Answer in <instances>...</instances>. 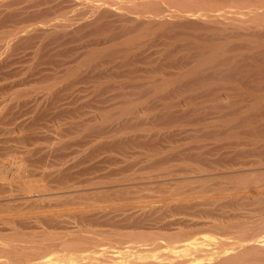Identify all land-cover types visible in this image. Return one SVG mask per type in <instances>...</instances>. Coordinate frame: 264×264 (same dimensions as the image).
Here are the masks:
<instances>
[{
	"label": "rangeland",
	"instance_id": "obj_1",
	"mask_svg": "<svg viewBox=\"0 0 264 264\" xmlns=\"http://www.w3.org/2000/svg\"><path fill=\"white\" fill-rule=\"evenodd\" d=\"M68 16H69L68 19H70V20H67V21L62 20L61 22H57L56 24L55 23L52 24L53 26L49 25L47 27L45 25L47 19L44 21H40L39 23H37V22L22 23L20 27H25L27 29V31L20 32L21 34L20 33L18 34L19 35L18 38L13 39V41L11 43L8 42V40H5L6 42L3 40V38L5 39V37H6V36H4L5 34H3V35L0 34L2 36V37L0 36V62H1L0 63V137H1L0 138V169L2 166L8 167L10 165H13L15 160L18 163H20V161H23V162L27 163V165L29 166L28 169L33 170V171L30 170L31 172L29 171L30 177H32L34 175L35 179L37 177L38 178L37 180L41 181L42 177L45 175L43 177L44 178L43 180H45L46 182L45 181L44 182L46 184H48V182H47L48 181V175H46L44 173L41 174L42 172H44L41 170L45 167V165H46L45 168H47L49 166L50 169L48 168V171L52 170L53 172H56L60 168L63 169L65 172L71 166L69 169H71L72 171H75V173L73 172V174L77 175V177L79 175L81 177V175H82V178L84 179V177L85 178L96 177L94 175H98V177H101V175L103 173L104 174L102 175V177L104 175H106V173H107V175L111 176V174L119 172L118 173V175H119L123 172H128V170L129 171H137V172H140L139 170H141V173H143V174H146V172L148 174H150L149 172H151L153 174L159 168H161L160 164L163 165V167L168 166V164H171L168 167H173L174 170H180V171L182 170V172L183 171L185 172L186 169H192L193 166L194 167L196 166V168H198L199 170H202V171L209 169L208 170L209 172H214V171H216V169H218L217 171L219 172L220 170L223 171L225 169H228L226 167L227 164L221 163L220 161L225 159V156L228 157V156L233 155V153L235 155H238V154L242 155V157H244V159H246L248 157L247 162H251V163L256 162L254 160L256 157H254L252 154L259 153V151L260 152L263 151L262 150L263 148L261 147V145H264L263 144L264 143V131H263L264 130V128H263L264 127V106H263L264 102L261 103L262 104L260 106L261 109H260V111H258V112H260V114L257 111L253 110L252 107L254 106L253 104H256V102H255L256 98H255V100L253 98L254 92L256 93V95L258 93L259 94L261 93V95H263V93H264V84H263V82H264L263 81L264 80V74H263L264 73V54H263L264 51L263 50H264V48L259 47V50H258V48H253V50H248V51H246L244 49H243V51H242V49H240V51H239V49H237V51H235V52H231V53L227 52L226 55H231L233 57H236L235 58V60L237 61L236 63L239 65V68L241 67L239 69L240 73L238 71L237 74L242 73L241 75L236 74L235 77H237L238 79L234 77L232 79L230 78V80H229V78H226V77H225L226 79L225 78L223 79V76H220V74H219V72H220L219 68L220 67H218L217 65L219 64L218 62H220L222 56H215V58H213L210 62H206V61H208V57H210V55L208 54L205 56H197L196 51H198V50L195 48L194 49L192 48L191 50H189L191 52L188 51V53H192L195 51L194 53H192V56H191V54L188 56L189 58L186 56L187 55L185 53V52H187L186 51V44H187L186 41L189 42L188 41L189 36L186 39L187 33L184 31L183 32L186 33L185 35H184V33L181 34L182 36H180V34H179V35L175 36L176 38L174 37V35L170 36L167 34H165V35H167V37H164V36H162V34H164L162 31L163 29H160L161 25L157 26L158 23L157 24L155 23L156 26L152 25L154 30H151L150 32H145L144 29L147 25L144 24V20L139 19V18L136 19L137 17L135 15L131 14V16H129L130 18L125 16L122 19L120 18L121 20L119 18L111 20L109 22V24L107 23V26H109V27H107V28H109L107 32H106V30H107L106 29L104 31V33H97V32H94V30L97 29V27H98V24H96V26H94L96 23L95 21H94V25H93V20H95L94 18H86L82 15V13L80 11L72 12V13L68 14ZM127 19H129V21H127ZM70 21H71V23H70ZM121 21H123V22H121ZM140 22H143L142 24H144V26L142 24H139ZM72 24H73V26H72ZM137 25H140L139 27H143V28H141V30H140V28ZM28 26L29 27L32 26V28L34 30L32 28H30V29L27 28ZM82 26H83V28H82ZM65 27H66V29H65ZM79 27H81V28L79 29ZM137 27H138L139 31H138ZM56 28L58 30H56ZM158 28H159V30H158ZM26 29H24V30H26ZM50 30L52 32H50ZM53 31H54V35L53 34L48 35L49 37L52 35L50 38L48 36L47 37L44 36V35H47L45 32L53 33ZM56 31H58V32H56ZM77 31H79V32H77ZM141 31H144V32L142 33ZM185 31L193 32V34L190 33V34H192L191 38H193V36L196 34L195 31H190V30H185ZM74 32L75 33L77 32V33L75 34ZM132 32H134V33H132ZM56 33H57V35H55ZM65 33H66V35H65ZM102 34L105 35V37H107V35H109V34L110 35L114 34V35H111L108 37L109 41L105 45H101V44L99 45V42L101 43L100 38L102 39V37H104ZM101 35H102V37H101ZM53 36L56 38H54ZM138 36H139V38H136ZM169 36H170V38H169ZM87 37H89V38H87ZM163 37H164V39H163ZM180 37H182V38H180ZM133 38L134 39L136 38V39L132 40ZM32 39H33V42H32ZM241 39L239 38L237 40H234L233 42L231 41V43L227 42V45L225 44L226 45L225 51H231L234 48H241V46L243 48V47L247 46L248 44H246L244 42L246 41L248 43V41L243 39V40H245L243 42V40H241ZM22 40L25 41V42L23 41L25 44H26V42H28V44H26V46L24 45V43H22L23 48H22V44L20 43V42H22ZM192 41H190L189 43H191ZM122 42H123V44H122ZM73 43H75V44H73ZM38 45L41 47H39ZM9 46H12V48L10 47L11 48L10 49ZM16 46L18 49L16 48ZM26 47H28V48H26ZM107 47H108V49H107ZM251 47H253V46L251 45ZM75 49H77V51ZM38 50H39V52H38ZM123 53H125V54H123ZM129 53H131V56H129L130 55ZM135 53H136V55H135ZM120 54H121V56H120ZM127 54H129L128 56L130 58L127 57ZM132 54L135 55V58H134V56L132 57ZM138 54H141V55H138ZM193 55H195V58ZM143 56H145V57H143ZM246 56H248V57H246ZM126 58H128V60ZM206 58H207V60H206ZM203 60L204 61L206 60V61L203 62ZM32 62H34V63H32ZM125 62L128 64H126ZM129 62L130 63L132 62V63L129 64ZM23 63H25L26 65ZM103 63H105V64H103ZM168 64H169V66H168ZM216 66L218 67V69L216 68ZM117 68H119V69H117ZM195 69H196V72H195ZM215 69H217L218 71H216ZM191 71H193V72H191ZM87 72H89V74ZM185 72H186V74H185ZM182 73L185 74V77H184V74H182ZM146 75H148V76H146ZM198 77L204 78L205 80H203L202 82L201 81L194 82V81H196V78H198ZM245 77H246V80H245ZM81 78H82V80H81ZM163 79L168 80V81H169V79H170V81H172L174 79L173 82L175 83L172 86V90H171L172 93L170 92L169 94L164 95L166 97H164L160 93L156 94L154 91L155 87H153V83L155 86H157L158 85L157 83H159ZM176 79H179L180 81L177 80L175 82ZM82 81L85 83H83ZM115 81H116V83H115ZM250 81H252V83ZM253 81H254V84H253ZM188 83H189V86H186V84H188ZM251 84H253L254 86ZM37 86H38V88H37ZM105 86H107V87H105ZM261 86H262V88H261ZM39 87H40V89H39ZM150 88H151V90H150ZM187 88H189V89H187ZM38 89L41 91H39ZM37 90H38V92H36ZM15 92L17 94H21V95H20V97L18 96L19 97L18 99H13L11 101L10 99L12 98V95L16 94ZM48 93H50L49 95H55V93L56 94L59 93V94L57 96H54L53 97L54 99H51V101L42 100L43 96L48 95ZM246 93L249 95H247ZM6 94L7 95L9 94V95L7 96ZM256 95L254 94V97H256ZM37 96L39 98H36ZM158 96H160V97H158ZM168 96H170V97H168ZM56 97H57V100H56ZM59 97H61L62 99ZM35 98L39 99V100H35ZM43 99H45V98H43ZM8 100H10V101H8ZM53 100H56V101L54 102ZM180 102H182V103H180ZM5 103H6V105H4ZM42 103H43V105H42ZM46 103H47V106H46ZM11 104H12V106H11ZM177 104H178V106H177ZM165 107H167L170 110L171 109H174V110L166 111L167 108H165ZM193 107H195V108H193ZM126 109L129 110L127 112L128 114L126 112H122V110L125 111ZM51 110H53V111H51ZM161 110L166 111V112H163V111L160 112V114L163 113L162 114L163 116H160V119H159V117L157 119V117H155V116L160 115L158 113ZM187 110H190V112L189 111L186 112ZM252 110L255 112H253ZM41 111H42V113H41ZM45 111H46V113H45ZM180 111H182V112H180ZM37 112H40L39 114L41 115V117ZM89 112H91V113H89ZM155 112H157V113H155ZM171 112H175V113L169 114ZM256 112L259 115L256 114ZM185 113L188 114L187 117L185 116L186 115ZM59 114H61V116H59ZM106 114H107L106 117H108V119L105 117ZM176 114L177 115L180 114V116L178 115L179 116L178 117ZM183 114H184V117H183ZM175 115L177 116V119H175L176 118ZM261 115H263V116H261ZM103 116L106 118L107 122L103 119L104 118ZM153 117L156 119H154ZM163 117H166V118H163ZM6 118H7V120H6ZM146 118H147L146 121L143 120ZM139 119H142V120H139ZM235 120H236V122H235ZM230 121H232L231 122L232 124L229 123ZM224 122L228 123V125L226 123L224 124ZM71 125H73L72 127L77 125V127L80 126V128L76 127V128H73V130H71L72 129V127H71L70 129L68 128L69 132H66L67 131L66 128L70 127ZM225 125L228 126V128L226 126L227 129L225 128ZM60 126H63V127H60ZM102 127H103V129H102ZM161 127H163V128H161ZM61 128L62 129L64 128V129L62 130ZM57 131L62 132V133L60 132L61 136H60V134H58L59 132H57ZM165 131H166V135L168 134L171 137L172 135L176 134L175 135L176 137L175 136L171 137V138H174L172 140L170 137H168V135L167 136L165 135ZM171 131L173 132V133H171L172 135L169 133ZM64 132H66V133H64ZM147 132H150V133H147ZM151 132H153L154 135H156L155 138L153 137L154 135ZM158 132H160V133H158ZM162 132H164V133H162ZM23 133H25L26 135L29 134L28 136H26L29 138L26 139L25 137L24 138L21 137V136H23ZM146 133L150 137H152L153 139L150 138ZM163 134H164V136H163ZM57 135H59V136H57ZM160 135L163 136V140L165 139V136H166L167 141L164 140L165 142H163V140H161L162 141V144H161V141L159 142L158 140H156V137L159 140H160V138L162 139V137ZM115 136H117V137H115ZM145 136H146V138H145ZM17 137L19 140H17ZM147 137H149V139H147ZM114 138L115 139L124 138L122 140L130 141V142L126 145L127 146L126 148L124 146V148L122 147V148H120V150H118V148H116V147L103 148L104 150L96 148L97 147V141H99V140L100 141H109L108 139H114ZM137 138H138V140H137ZM141 138L144 141L141 140V142H139V140ZM132 139L135 141H133ZM260 139H261V141H260ZM58 140H59V143H61V144L62 143H69V146L67 145V147L65 146V148L62 149V150H64L63 151L64 153L62 152V150H59L58 152L55 151V148H57L60 145V144H58ZM63 140H65V141H63ZM145 140H147V141H145ZM148 140L150 142H151V140L159 142L162 146H160V144L156 143V142L155 143L151 142V144H153V145L155 144L154 146L149 145L150 142ZM169 140H170V142H169ZM80 141H81V143H80ZM131 141L133 142L134 145L131 144ZM137 141H138V143H136ZM147 142L149 144L145 145V144H147ZM95 144H96V147H95ZM137 144H139V145H137ZM172 144H174L175 146H172ZM56 145H58V146L55 147ZM146 146H149L150 148L149 147L146 148ZM159 146L161 147V150H159L161 152V154H160V152L156 151V150L160 149V148H158ZM238 146H240V147H238ZM152 147H153V149H152ZM155 147L157 149H154ZM173 147H176V149H174ZM206 147H207V149H206ZM78 148H80V149H78ZM148 148L151 150H149ZM258 148H259V151L257 150ZM147 149H148V151H147ZM183 149H185V150H183ZM154 150H155V152H154ZM176 150H178V151H176ZM252 150L255 152L251 153L250 151H252ZM65 151L66 152L68 151V153H66ZM122 151H124V152H122ZM137 151H139V152H137ZM163 152L166 155L168 154V156L166 157V155ZM243 152H245V153H243ZM79 153H81V154H79ZM112 153H114V154H112ZM151 153L153 155L155 154V156H154L155 160H151V163H150V161H148V159H146V157ZM162 153H163V155H162ZM186 153H188V154H186ZM218 153H220V154H218ZM246 153H248L250 156H248V155L246 156L245 155ZM105 154H107V156ZM115 154H116V156H115ZM134 154H136V155H134ZM178 154H179L180 158L177 156ZM74 155H77V156L73 157ZM86 155L87 156L89 155L88 156L89 158ZM102 155H103V157H101ZM57 156H58V158H57ZM69 156H70V158H69ZM104 156H105V158H104ZM122 156L124 159L122 158ZM159 156L165 162H163L159 158ZM65 157H67V158H65ZM99 157H100V159H99ZM251 157L253 158L252 160L250 159ZM79 158H81V159H79ZM171 158H174V159H171ZM37 159L41 162H39ZM76 159L78 162L76 161ZM145 160H146V163L144 162ZM157 160H158V162H157ZM246 160H243V161L237 160L236 162L233 163L234 165H232V164L229 165V167H230L229 169H231V168L235 169L234 167H231V166H235L237 168H238V166L241 167L242 165L240 163L246 162ZM16 161H15V163H17ZM96 161H97V163H96ZM125 161H127V162H125ZM152 161L154 162V166L157 163V164H159V167L153 166V168H152L150 166V164L153 165ZM174 161H176V162H174ZM185 161H187V162H185ZM197 161H198V163H197ZM28 162H30V163H28ZM179 162L182 164V167H184V165H186V167H185L186 169L185 168L183 169L182 167L180 169L179 168L180 166L174 167L175 164L178 165ZM237 162H238V164H236ZM166 163H167V165H166ZM180 163H179V165H181ZM212 163L215 165H213ZM219 163H221V164H219ZM130 164H132L133 166L130 167L129 166ZM173 164H174V166H173ZM190 164L193 165L192 168H191ZM206 164H207V166H206ZM217 164H219V166H218L219 168H220V165H222L223 167H226V168L221 169V168H223V167H221L219 169V168H217ZM81 165H83V166H81ZM85 165H86V167H85ZM188 165H190V166H188ZM32 166L35 168V170L32 168ZM53 166L55 168H53ZM91 166H93V167H91ZM137 166L141 167V169L138 168ZM133 167H136V169ZM143 167H144V169L146 168L145 173H144L145 170L144 169L142 170ZM150 167H151V169H150ZM157 167H158V169L156 170ZM206 167H207V169H206ZM45 168H44V170L47 171V169H45ZM90 168H92V169H90ZM128 168H130V169L132 168V169L130 170ZM196 168H195V170H196ZM213 169H215V170H213ZM36 170L40 171L41 173L37 172ZM84 170H87V173H89V174H87L86 171H84ZM152 170H153V172H152ZM193 170H194V168H193ZM211 170H213V171H211ZM91 171H92V173H90ZM120 171H122V172L120 173ZM208 171H206V172H208ZM10 172L11 171H9L8 173H10ZM182 172H179V174L180 175L184 174ZM6 173L7 172L5 171V174H4L5 177H3V174L1 173L0 184L3 183L2 182L3 178L11 176V174H8V173L7 174L9 176L8 175L6 176ZM11 173H13V172H11ZM29 173H28V175H29ZM68 173H69V170H68ZM70 173H71V171H70ZM39 175H41V176L43 175V176L41 177ZM46 176H47V178H46ZM86 176H88V177H86ZM182 176H186V174L182 175ZM116 177L113 176L112 178H116ZM119 177H120V175L118 176V179H120ZM249 177L245 178V180H248V178H249V180H254V178H255V180L259 179L258 176L254 177V178L251 176H249ZM261 178H264V175L261 176L260 179ZM106 179L107 178L102 179V180L106 181L105 183H107V180H109L108 182H110V181L112 182L114 180L111 178H108L107 180ZM118 179L116 178V180H118ZM49 180H51V179L49 178ZM259 180H256V181H259ZM263 180L264 179H261V181H263ZM224 181L228 182V183L231 182V183L230 184L227 183L226 186L227 187L230 186V188H229V190L227 189L228 191L223 192V194L221 193L222 197L226 198L227 196H230V197L233 195L235 196V194L237 192H233V191H234V186L237 185L238 181H236V180H231V181L224 180ZM224 181H222V183ZM50 182L51 181H49V183ZM113 182H115V180ZM194 185L197 187L193 186V184H191V185L187 184V187H185V190L188 188H198L199 189L198 185L202 186L201 183L198 185H196V183H194ZM201 186H200V188H201ZM251 189H253L251 191L256 193L254 188H251ZM185 190H184V192L186 195ZM225 194L227 196H225ZM0 195H5V194H0ZM226 199H229V197H227ZM151 201L156 202L157 199H154V200L151 199L150 202ZM118 202H115V203L113 202L111 204V206L109 205L110 207L108 206L109 208L114 207L112 209L108 210V207H105V209H101L102 207L100 206L101 208L99 207L97 209V211H94V212L102 213L104 210H108V211L111 210V212L114 211V212L120 213V214L128 212V213H136L138 215V214H141V213L149 210V208H147L146 205L142 206L141 204H139L138 202L133 201V200L123 202V203L120 202V204ZM181 202H184L186 204V200H183ZM48 203H51V204H48ZM175 203H176L175 201H165V202L159 201V203L156 202L155 205L157 206L158 209H162V208L169 209ZM55 204H56L55 202H46V203L44 202V203H42V205H40L42 208L41 209L42 211L41 210L34 211L31 213V215H29V217H31L32 221H34L35 224L36 223L39 224V225L36 224V226H35V224L33 222L31 223L35 226V228L39 226L36 229H25L22 225V218H24V217L23 216L19 217V214L17 215L14 212H12V213H14L13 215H12V213H9V214L1 213L0 214V230H1L0 231V240L6 238L4 240L9 241V239H10L9 242H13L15 244V240H17L19 237V239L21 241L18 239L16 241V244L19 241V242H21L20 244L27 245V244H25V242L28 243V241L30 239H33L35 241H39V242L41 241L42 244L44 243V244L51 245V244L56 243L55 239L52 240L53 238L48 236L51 233L53 235H56L57 238H61L63 240L70 239L73 237H77V236L83 234L84 232L85 233H91V234H98V235H102V236L109 237V238H114V237H117L119 235H125V234H131V233L137 234V233H141V232L146 231V230H158L159 228H161L160 226H146V225H118V226H115L112 224H101V225L95 226V227H89V228L85 227L84 228V227H81L79 225L77 226L76 224H78V222H77V220H74L78 211L74 210V212H73L72 211L73 209H69V211L67 213V212H65L66 210H64L63 208H56ZM53 207L55 208V210L53 209ZM50 208L53 211L50 210ZM56 209L58 212L56 211ZM39 211L44 213V215L42 213H40ZM54 211L56 212V214L61 212V213H59V215L62 214V216L65 217V218H63L65 220L67 217L66 222H69V223L73 222L74 224H72V226L69 228H60V227L55 228V229L54 228H48L45 219L49 218L52 215H55V214H53ZM47 212L51 213L52 215L48 214ZM35 213H36V216H34ZM38 213H40L42 215H40ZM11 215L12 216L15 215V217H12ZM16 215L18 217H16ZM37 215H39V216H37ZM6 217H9V218H6ZM176 218L182 219L181 222H178V224H180V225L177 224L176 226L175 225L174 226H162L163 227L162 232L167 233V234L169 232V234H171L174 231L178 232L182 229L186 230V223H185L186 222V213L182 214V215H178ZM8 220L11 222H9ZM41 220H43V221H41ZM37 221H39V222H37ZM15 222H17V223H15ZM166 222H169V220H167ZM166 222H164V223H166ZM10 223H12V224L10 225ZM14 223L16 224V226ZM64 226H61V227H64ZM19 227H21V228H19ZM7 236H9V237H7Z\"/></svg>",
	"mask_w": 264,
	"mask_h": 264
},
{
	"label": "bare ground",
	"instance_id": "obj_2",
	"mask_svg": "<svg viewBox=\"0 0 264 264\" xmlns=\"http://www.w3.org/2000/svg\"><path fill=\"white\" fill-rule=\"evenodd\" d=\"M75 11H80L82 13V15L86 18H94L95 20L92 19L93 25H94V21L96 22L94 26H96V24H98L97 29L94 28L95 29L94 32H97V33H104V31L106 29H107L106 30V32H107L109 29V28H107V27H109V26H107V23L109 24V22L111 20L118 19V18L122 19L125 16L129 17V16H131V14L135 15L137 17V18L135 17L136 19L139 18V19L144 20V24L147 25V26L145 25L146 26L144 29L145 32H150L151 30H154L152 25L156 26L155 23L159 24V25L157 24V26L161 25L160 29H163L162 31L164 34H162V36H164V37H167V35H170V36L174 35V37H175L179 34H180V36H182L181 34L186 32L187 34L184 33V35L186 34V39L189 36L190 40L188 39V41L190 42L193 40L191 43L186 41V43H187L186 44V51L187 52H185L187 54L186 56L188 57L190 54L192 56V53H194L195 51L192 53H188V51L191 50L192 48L193 49L195 48L198 50V51H196L197 56H205V55L209 54L210 57H208V61H206L207 60V58H206V60H205L206 62H210L213 58H215V56H222V58H221L220 62H218L219 64L217 66L220 67L219 68V71H220L219 74H220V76H223V79L225 77L229 78V80H230V78L231 79L234 78L236 76L237 72L239 71V69L241 68V67L239 68V65L236 63L237 62L235 60L236 57H233L231 55H226L227 52L228 53L235 52V51H237V49H239V51H240V49H242V51H243V49L248 51V50H253V48H258V50H259V47L264 48V0H0V34H2V35L5 34L4 36H6V37H5V39L3 38V40L4 41L8 40V42L11 43L13 41V39L18 38V36H19L18 34L20 32L27 31V29L25 27H20L22 23H27V22L39 23L40 21H44L47 19V21L48 20L49 21L48 22L46 21V24H45L46 27L49 25L53 26L52 24H54V23L56 24L57 22H61L62 20H64V21L70 20V19H68V17H69L68 14L75 12ZM127 21H129V19H127ZM121 22H123V21H121ZM70 23H71V21H70ZM142 23L143 22H140L139 24H142ZM144 24H142V25L144 26ZM72 26H73V24H72ZM137 26L139 27L140 25H137ZM138 27H137V29H138ZM27 28L30 29V28H32V26L31 27L28 26ZM80 28L81 27H79V29ZM82 28H83V26H82ZM139 28L141 30V28H143V27H139ZM24 29H26V30H24ZM65 29H66V27H65ZM56 30H58V29L56 28ZM158 30H159V28H158ZM185 30L195 31L196 34L194 33L195 35L193 36V38H191L192 37L191 35L193 34V32H187ZM54 31H53V33H48L49 31L45 32L47 35H44V36L47 37L49 34L54 35ZM138 31H139V29H138ZM50 32H52V31L50 30ZM56 32H58V31H56ZM77 32H79V31H77ZM141 32L143 33L144 31H141ZM132 33H134V32H132ZM190 33H192V34H190ZM165 34H167V35H165ZM55 35H57V33ZM65 35H66V33H65ZM102 35H101V37H102ZM111 35H114V34H111ZM111 35L109 34V35H107V37H105V35H103L104 37H102V39L100 38L101 43L99 42V45L100 44L105 45L109 41L108 37ZM170 36H169V38H170ZM164 37H163V39H164ZM54 38H56V37H54ZM87 38H89V37H87ZM136 38H139V36ZM180 38H182V37H180ZM239 38L240 39L242 38L241 40H243V39L247 40L248 43L245 40H243V42L245 41L244 43H246L248 45L243 47V48L241 46V48H234L231 51H225L227 42L231 43V41L233 42L234 40H237ZM135 39L133 38L132 40H135ZM23 41L24 40H22V42H20V43L22 44L25 42V41L24 42ZM32 42H33V39H32ZM26 44H28V42H26ZM26 44L24 43L25 46H26ZM73 44H75V43H73ZM122 44H123V42H122ZM251 45L253 47H251ZM12 46H9V48L10 47L12 48ZM39 47H41V46H39ZM16 48H17V46H16ZM22 48H23V44H22ZM26 48H28V47H26ZM107 49H108V47H107ZM75 50L77 51V49H75ZM38 52H39V50H38ZM189 52H191V51H189ZM131 53H129L130 55L127 54V57L131 56ZM123 54H125V53H123ZM135 55H136V53H135ZM135 55L132 54V57L134 56V58H135ZM138 55H141V54H138ZM120 56H121V54H120ZM193 56L195 58V55H193ZM143 57H145V56H143ZM246 57H248V56H246ZM126 59L128 60V58H126ZM205 61L203 60V62H205ZM32 63H34V62H32ZM131 63L129 62V64H131ZM23 64H25V63H23ZM103 64H105V63H103ZM126 64H128V63H126ZM168 66H169V64H168ZM217 66H216V68L218 69ZM117 69H119V68H117ZM217 69H215V70L218 71ZM191 72H193V71H191ZM195 72H196V69H195ZM87 73L89 74V72H87ZM239 73H240V71H239ZM182 74H184V73H182ZM185 74H186V72H185ZM185 74H184V77H185ZM241 74H239V75H241ZM146 76H148V75H146ZM198 78H196V81H194V82H199V81L202 82L203 80H205L204 78H199V79ZM235 78H237V77H235ZM81 80H82V78H81ZM173 80L170 81V79H169V81H168V80L163 79L159 83H157L158 84L157 86H155L153 83V87H155L154 88L155 93L156 94L160 93L163 96L169 94L172 90V86L175 84L173 82ZM177 80L180 81L179 79H176L175 82ZM245 80H246V77H245ZM250 82L252 83V81H250ZM83 83H85V82H83ZM115 83H116V81H115ZM253 84H254V81H253ZM253 84H251V85H253ZM263 84H264V82H263ZM186 86H189V83L186 84ZM262 86H261V88H262ZM105 87H107V86H105ZM37 88H38V86H37ZM39 89H40V87H39ZM187 89H189V88H187ZM38 90L36 92H38ZM150 90H151V88H150ZM39 91H41V90H39ZM49 94L50 93H48V95H44V96L42 95L43 98H45V99H43L41 97L42 100L51 101V99H54L53 97L57 96L59 93H57V94L55 93V95H49ZM254 94L256 95L255 92H254ZM254 94H253V98H254V100L256 98V100H255L256 104H253L254 106L252 108H253V110L258 112L261 109V107H260L262 105L261 103L264 102V96H263L264 93H263V95H261V93L260 94L258 93L256 95V97H254ZM20 95L21 94L16 93L15 95H12V98L10 97L11 98L10 100L12 101L13 99H18L20 97ZM247 95H249V94H247ZM158 97H160V96H158ZM164 97H166V96H164ZM168 97H170V96H168ZM36 98H39V97L37 96ZM36 98H35V100H39ZM59 98H61V97H59ZM10 100H8V101H10ZM56 100H57V97H56ZM56 100H53V101L55 102ZM180 103H182V102H180ZM4 105H6V103ZM42 105H43V103H42ZM11 106H12V104H11ZM46 106H47V103H46ZM177 106H178V104H177ZM165 108H167V107H165ZM193 108H195V107H193ZM169 110L170 109L167 108L166 111H169ZM171 110H174V109H171ZM190 110H187L186 112H188V111L190 112ZM51 111H53V110H51ZM128 111L129 110H127V109L125 111L122 110V112H126V113ZM162 111L163 110L159 111L158 114H160V112H162ZM166 111H163V112H166ZM255 111H253V112H255ZM180 112H182V111H180ZM257 112H256V114H258V113L260 114V112H258V113ZM37 113L39 114L40 112H37ZM41 113H42V111H41ZM45 113H46V111H45ZM89 113H91V112H89ZM155 113H157V112H155ZM172 113L174 114L175 112H171L169 114H172ZM162 114L163 113H161L160 115L156 114L157 116H155V117H157V119L159 117V119H160V116H163ZM176 115H175V117H176L175 119H177L178 115L180 116V114H178L177 116ZM187 115L188 114H186L185 116L187 117ZM59 116H61V114H59ZM106 116H107V114L105 115V117ZM261 116H263V115H261ZM40 117H41V115H40ZM105 117L103 119L107 122L106 118L108 119V117H106V118ZM183 117H184V114H183ZM163 118H166V117H163ZM154 119H156V118H154ZM6 120H7V118H6ZM139 120H142V119H139ZM143 120L146 121L147 118L143 119ZM231 122L232 121H230L229 123H231ZM235 122H236V120H235ZM225 123L226 122H224V124ZM226 124L228 125V123H226ZM73 125H71L70 127H67L66 132H69V129ZM227 125H225V128ZM60 127H63V126H60ZM76 127H77V125L72 127L71 130H73V128H76ZM77 128H80V126H78ZM161 128H163V127H161ZM227 128H228V126H227ZM102 129H103V127H102ZM57 132H59V131H57ZM60 132L58 134H60V136H61L62 132L61 133ZM66 132H64V133H66ZM25 133H23V136H21V137H23V138L25 137L26 139L29 138V137H26L29 134L26 135ZM147 133H150V132H147ZM151 133H153V132H151ZM158 133H160V132H158ZM162 133H164V132H162ZM169 133L171 134L173 132L171 131ZM153 135H154V133H153ZM165 135H166V131H165ZM175 135H172L171 137H173ZM57 136H59V135H57ZM155 136L156 135H154L153 137L155 138ZM163 136H164V134H163ZM163 136H161L162 139L160 138V140L157 139V137H156V140H158L160 142L161 140H163ZM166 136H165L164 140H166ZM115 137H117V136H115ZM149 137H147V139H149ZM168 137H170V136L168 135ZM145 138H146V136H145ZM150 138H152V137H150ZM122 139H124V138H122ZM122 139L121 138L120 139H115V138L114 139H108L109 141H100L99 140V141H97V147H96V144H95V147L102 149V150H104L103 148L116 147V148H118V150H120V148H122V147L124 148V146L126 148L127 147L126 145L130 142V141L122 140ZM171 139L173 140L174 138H171ZM261 139H260V141H261ZM17 140H19L18 137H17ZM137 140H138V138H137ZM141 140L144 141L141 138L139 140V142H141ZM154 140L153 141L151 140V142L155 143L156 141H154ZM164 140H163V142H165ZM63 141H65V140H63ZM133 141H135V140H133ZM145 141H147V140H145ZM151 142H150V144L147 142V144H145V145H148V144L153 145V144H151ZM159 142H156V143H159ZM169 142H170V140H169ZM80 143H81V141H80ZM136 143H138V141ZM58 144H60V145L55 146V147L58 146L57 148H55L53 146L55 148V151H57V152L59 150H62L63 148H65V146L66 147H67V145L69 146V143H62L61 144V143H59V140H58ZM131 144H133L132 141H131ZM161 144H162V141H161ZM161 144H160V146H162ZM137 145H139V144H137ZM160 146L158 147L160 149L156 150L157 152H160L159 151V150H161ZM172 146H175V145L172 144ZM147 147H149V146H146V148ZM238 147H240V146H238ZM261 147L263 148L262 149L263 151L260 152L259 148H258L257 150L259 151V153L252 154L254 157H256L254 159L256 162H253V163L247 162L248 157L246 158L247 159L246 160L240 154L235 155L233 153V155H231V156H228V157L225 156V159L222 158L224 161L222 160L220 162L227 164L226 167L228 169H225L223 171L220 170L219 172L217 171L218 169H216V171H214V172H209L208 171L209 169L202 171V170H199L198 168H196V166L194 167L193 165H191L192 163L190 165H191V168L193 166L194 170H193V168L192 169H186L185 168L186 165H184V167H182V164L180 162L179 163L181 165H179V163H178V165L174 163L175 164V166H174V164H173L174 167L180 166L179 167L180 169H181V167L183 169L185 168L186 169L185 170L186 173H185L184 171L182 172V170L181 171L180 170H174L173 167H168L171 164H168V166H165V167H163V165L160 164L161 168L158 169L159 164L156 163L155 166H158L156 168V170L157 169L158 170L153 174L151 172H149L150 174H148L145 170L146 168L144 169L145 166L143 165L144 167L142 168V170L144 169L145 170L144 173L146 172V174L141 173V170L138 169L140 172L128 170V172L121 173L122 171H120V173H121V174H119L120 179H118V176H119L118 173L119 172L111 174V176L112 175L114 177L117 176L116 178L118 180H116V178H112L113 176L111 177V176L107 175V173H106L107 176L104 175L102 177V175L104 174L103 173L101 175V177H98V175H94L96 177H90L89 176L90 178L84 177V179H83L82 175L80 177V175L78 174L79 176L77 177V175L73 174V172L75 173V171H72L71 169H69L71 166L68 168V170H69V173H68V170H66L67 172L66 171L64 172V170L61 168L58 169L56 172H53L52 170L48 171L49 166L47 168H45L46 167V165H45V167L44 166L43 167L45 169H47V171H45L44 168L41 170V171H44L42 173L40 171H37V170L36 171L40 172L41 174L44 173V174L48 175V181H47L48 184H46L45 183L46 181L43 180L44 179L43 177L45 175L44 176L42 175L43 177L41 175H39L42 177L43 181L37 180L38 179L37 177L35 179L34 175L32 177H30L29 171L32 169H28L29 166L27 165V163H25L23 161H20V163H18L15 160L17 163H15V161H14L13 165H10L8 167L2 166L0 169L1 170L0 172L3 174V177H5L4 176L5 171L7 173L9 171L13 172V173H11V172L8 173V174H11V176H9L6 173V176L8 175L9 177H6V178L2 177L3 183L0 184V194H5V195H0V214L1 213L9 214V213L14 212L17 215L19 214V217L23 216L24 218H22V225L25 229H36L39 227L38 226L35 228L37 223L35 224L34 221H32L31 217H29V215H31V213L34 211L41 210L42 208L40 205H42V203H44V202L45 203L46 202H55L56 208H63L64 210H66L65 212H67V213H68L69 209H73L72 210L73 212H74V210L78 211L74 220H77V222H78V224H76L77 226L79 225V226L84 227V228L85 227L86 228L95 227V226H99L101 224H112L115 226H118V225H146V226H160L161 228H159L158 230H146V231H143V232L137 233V234L131 233V234L119 235V236L114 237V238H109V237H105V236L98 235V234H91V233H85L84 232L83 234H81L77 237H73L70 239L63 240L61 238H57L56 235H53L51 233L48 236L52 237L53 239L52 238L51 239L52 240L55 239V241H56V243L51 244V245L44 244V243L42 244L41 241L39 242V241H35L33 239H30L28 241V243L25 242V244H27V245H22V244H20L21 242H19V241L16 244V241L19 239V237L17 240H15V244H14L13 242H9L10 239H9V241H6V240H4L6 238H4V239L0 240V264H264V180L261 181V179H264V178L260 179V177L264 175V145H261ZM173 148L176 149V147H173ZM78 149H80V148H78ZM148 149H147V151H148ZM152 149H153V147H152ZM154 149H157V148L155 147ZM206 149H207V147H206ZM149 150H151V149H149ZM183 150H185V149H183ZM63 151L64 150H62V152ZM124 151H122V152H124ZM176 151H178V150H176ZM137 152H139V151H137ZM154 152H155V150H154ZM250 152L252 153L255 151L252 150ZM66 153H68V151ZM163 153H162V155H163ZM243 153H245V152H243ZM79 154H81V153H79ZM112 154H114V153H112ZM160 154H161V152H160ZM186 154H188V153H186ZM218 154H220V153H218ZM105 155L107 156V154H105ZM134 155H136V154H134ZM245 155L250 156L248 153H246ZM58 156H57V158H58ZM75 156H77V155H74L73 157H75ZM115 156H116V154H115ZM154 156H155V154L153 155L151 153L146 157V159H148V161H150V163H151V160H155ZM167 156H168V154L166 155V157ZM177 156L179 157V154ZM101 157H103V155ZM65 158H67V157H65ZM69 158H70V156H69ZM104 158H105V156H104ZM122 158H123V156H122ZM159 158H160V156H159ZM79 159H81V158H79ZM99 159H100V157H99ZM160 159L162 160V158H160ZM171 159H174V158H171ZM250 159L252 160L253 158L251 157ZM158 160H157V162H158ZM237 160L238 161L246 160V162H241L240 163L242 165L241 167L238 166V168H237L235 166H231V167H234L235 169H233V168L229 169L230 168L229 165L230 164L234 165L233 163L236 162ZM76 161H77V159H76ZM39 162H41V161H39ZM125 162H127V161H125ZM144 162L146 163V160ZM163 162H165V161H163ZM174 162H176V161H174ZM185 162H187V161H185ZM28 163H30V162H28ZM96 163H97V161H96ZM152 163H153V165L150 164V166L153 168L154 162L152 161ZM197 163H198V161H197ZM221 163H219V164H221ZM219 164H217V168H219L218 167ZM236 164H238V162ZM166 165H167V163H166ZM190 165H188V166H190ZM213 165H215V164H213ZM81 166H83V165H81ZM129 166L131 167L133 165L130 164ZM206 166H207V164H206ZM85 167H86V165H85ZM91 167H93V166H91ZM151 167H150V169H151ZM221 167H223V166L220 165V168ZM226 167H223L221 169H224ZM32 168L35 170V168L33 166H32ZM53 168H55V167L53 166ZM133 168L136 169V167H133ZM138 168L141 169V167H138ZM195 168H196V170H195ZM90 169H92V168H90ZM128 169H130V168H128ZM206 169H207V167H206ZM153 170H152V172H153ZM213 170H215V169H213ZM213 170H211V171H213ZM70 171H71V173H70ZM84 171H86V173H87V170H84ZM206 171H208V172H206ZM179 172L184 173L182 175L186 174V176L180 175ZM1 173H0V175H1ZM28 173H29V175H28ZM90 173H92V171ZM87 174H89V173H87ZM249 176H251L253 178L258 176L260 180L256 179V180H259V181H256L255 178H254V180H249V178H250ZM86 177H88V176H86ZM247 177H249L248 180H245V178H247ZM46 178H47V176H46ZM49 178L51 180H49ZM105 178L114 179L115 182H113L114 180L112 182L111 181L108 182L109 180L106 179L107 183H105L106 181L102 180ZM224 180H226V181L227 180L228 181H231V180L238 181L237 185L235 184L236 186L233 185L234 191L232 190L233 192L238 193V194L236 193L237 195L235 194L236 197L233 194H232L233 196H231L232 198L225 194V196L229 197V199H226L227 197L226 198L222 197L221 193L223 194V192L228 191L230 188V186H228V187L226 186L228 182H225ZM49 181H51L50 182L51 184L49 183ZM222 181H224L225 183L224 182L222 183ZM194 183H196V185L201 183L202 186L198 185L199 189L198 188H188L189 190L188 189L185 190V187H187V184H189V185L193 184V186H195ZM230 183L231 182H229L228 184H230ZM200 186H201V188H200ZM195 187H197V186H195ZM251 188H254L256 193L251 191V190H253ZM184 190L186 191V195H185ZM151 199L152 200L157 199V201H156L157 203H159V201H164V202L165 201H175L176 203L173 204L169 209H164V208L158 209L157 206L155 205L156 204L155 201L150 202ZM131 200L138 202L142 206L146 205V207L149 208V210L146 212H143L141 214H138V215L136 213L125 212L123 214H120V213H116L114 211L111 212V210L108 211L109 209L114 208V207L109 208L113 202L115 203V202L119 201L118 203L120 204V202L123 203V202L131 201ZM183 200H186V204L184 202H181ZM48 204H51V203H48ZM99 207L101 209H105V207H108V210H104V211L102 210L103 211V212L101 211L102 213H100L99 211H98L99 213L94 212V211H97V209ZM51 208H50V210H52ZM53 209L55 210L54 207H53ZM56 211H57V209H56ZM14 213H12V215ZM40 213H42V212H40ZM40 213H38V214H40ZM47 213L51 214L49 212H47ZM59 213H61V212H59ZM59 213H57L58 214L57 215L56 212L54 211L53 214H55V215L51 214L52 216L49 215L50 217L45 219L48 228H54V229L59 228V227L60 228H69L72 226V224H74L73 222L72 223L66 222L67 217L65 220V219H63L65 217H63L62 214L59 215ZM185 213H186V222H185L186 223V230L182 229L178 232L174 231L175 233L173 232L171 234H169L168 231H167L168 234L162 232V228H163L162 226H174V225L176 226L178 224V222L182 221L181 218L179 219L176 217L178 215H182ZM42 214L44 215V213H42ZM42 214H40V215H42ZM17 215H16V217H18ZM34 216H36V213ZM37 216H39V215H37ZM12 217H15V215ZM6 218H9V217H6ZM167 220H169V222H166ZM41 221H43V220H41ZM9 222H11V221H9ZM32 222L35 224V226L33 224H31ZM37 222H39V221H37ZM164 222H166V223H164ZM15 223H17V222H15ZM11 224L12 223H10V225ZM37 225H39V224H37ZM178 225H180V224H178ZM15 226H16V224H15ZM61 226H64V227H61ZM19 228H21V227H19ZM7 237H9V236H7Z\"/></svg>",
	"mask_w": 264,
	"mask_h": 264
}]
</instances>
